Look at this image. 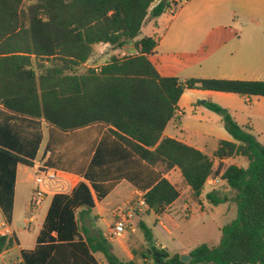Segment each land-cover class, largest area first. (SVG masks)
Returning a JSON list of instances; mask_svg holds the SVG:
<instances>
[{
  "label": "trees",
  "instance_id": "trees-1",
  "mask_svg": "<svg viewBox=\"0 0 264 264\" xmlns=\"http://www.w3.org/2000/svg\"><path fill=\"white\" fill-rule=\"evenodd\" d=\"M171 1L0 0V104L14 114L43 119L64 132L103 124L161 173L180 169L196 197L201 196L210 177L221 174L234 196L212 192L208 200L215 205L229 201L237 205V217L222 227L221 242L198 245L189 253L191 260L184 262L179 253L157 245L152 229L140 222L147 242L140 252L143 260L154 264H264V142L229 113L223 121L234 142L221 141L213 158L164 136L186 90L264 97V80L161 76L149 59L157 39L137 38L148 20L167 13ZM102 42L115 49L135 42L141 55L113 57L99 72L87 69L80 73ZM206 106L215 112L222 109L212 102ZM0 156L6 170L10 163L32 165L20 154L2 148ZM235 156L245 157L248 166L232 164L215 170L214 158ZM4 177L12 192L14 173ZM179 196L177 187L163 178L145 194L144 202L148 212L162 215ZM93 207L85 182L70 194H55L35 249L21 253L25 263L135 264L113 255L105 237H90L80 229L78 210ZM15 244L12 236H0V254ZM97 253L107 262L101 263Z\"/></svg>",
  "mask_w": 264,
  "mask_h": 264
},
{
  "label": "crops",
  "instance_id": "crops-1",
  "mask_svg": "<svg viewBox=\"0 0 264 264\" xmlns=\"http://www.w3.org/2000/svg\"><path fill=\"white\" fill-rule=\"evenodd\" d=\"M160 1L156 0V4ZM165 14L148 20L142 28L143 32L146 27V35L143 36L141 32L142 35L137 38L157 39V47L149 59L161 76L187 80L182 77L190 75L188 73L200 65L207 74L193 76L264 80V0H189L172 17L165 18ZM99 48L98 44L94 56L81 67L83 70L103 66L118 55L113 51L97 56ZM45 64L49 65L47 62ZM203 99V108L209 113L206 116L203 113L201 117L196 112L197 105ZM240 100L247 101L248 105L241 106ZM207 102L226 109L240 126L248 129L255 137L256 133L260 134L262 139L257 140L264 142V97L198 89H189L183 94L176 115L168 123L164 136L192 146L212 158L221 141L234 142L224 126L222 116L209 109ZM185 108L195 111L193 117L196 119L189 118ZM0 148L20 154L32 162L31 166L20 162L10 163L6 170L0 161V224L7 223L10 226V236L16 243L2 254L17 256L23 250L35 249L37 245L53 197L58 193L55 191L56 186L44 187L45 195L40 205L32 207V198L38 188L35 182L38 169H53L69 177L73 185L68 194L81 182L89 186L94 207L90 211L81 208L78 214L80 229L90 237H105L122 216H130L128 230L123 237L112 242L105 238L111 245L113 255L121 261L135 260L136 251H132L134 239L129 238V234L137 230L136 226L139 227L140 222L151 228L145 221V217L151 214L155 215L154 227L151 228L154 240L170 253L188 256L200 244L211 245L208 240H204L196 246L187 247L176 232L185 234L187 239L191 237L190 232L186 231L187 226L181 222V214L191 215L196 204H200L202 216L205 217L207 208L203 200L209 193H215V185L208 180L206 185L212 186L211 189H204L201 196L196 197L180 169L161 173L128 149L103 124L64 132L43 119L14 114L0 104ZM227 163L243 168L249 164L243 156L214 158L216 171ZM11 173H14L12 192L7 188L4 177ZM163 178L177 187L180 196L162 215H157L153 211L148 212L144 197ZM24 197L31 216L21 223L15 219V211L17 202ZM39 210L43 211V215L35 234V246L26 248L21 243L20 234L32 224L34 214ZM214 226V222H203L204 239H213ZM156 231L161 239H156ZM171 246L175 250L172 251ZM96 257L101 263L107 262L101 253H97ZM150 261L143 260L144 263Z\"/></svg>",
  "mask_w": 264,
  "mask_h": 264
},
{
  "label": "rangeland",
  "instance_id": "rangeland-1",
  "mask_svg": "<svg viewBox=\"0 0 264 264\" xmlns=\"http://www.w3.org/2000/svg\"><path fill=\"white\" fill-rule=\"evenodd\" d=\"M173 15H170L168 12L165 14V18L166 17H172ZM143 36L146 35V27H144L143 32H142ZM140 34V35H142ZM86 70H83L82 68L79 70L80 73L84 72ZM190 75H185L182 78H186V79H191V78H204V77H195L193 75H205L207 74V72L204 70V68L200 67V65H197V68L193 71H190V73H188ZM212 79H216V78H212ZM185 80V79H184ZM205 99H203L197 106H198V111L196 112L199 116L202 117V114L204 113L206 116L208 112V110H206L205 108H203V102ZM214 100L217 101V99L215 98ZM240 105L244 106V105H248L247 101H241L240 100ZM227 111L226 109L222 108L221 111ZM186 113L189 115V118H193L194 112L189 109V108H185ZM220 112H217V114L219 116H222V118L224 117V115ZM207 118V117H205ZM224 122V121H223ZM225 126V124H224ZM256 137L257 139H262L261 135L256 133ZM229 166V164L227 163L225 165V167ZM212 186H207L205 187L206 190L211 189ZM215 194L217 196H224V195H228L229 197H233L234 196V192L230 190V188L227 186V184L223 181H221L220 183H217L215 185ZM204 201V206L207 208V210H205V217L202 216V210L200 208V204H196V209H194L193 213L189 216H186L185 213L181 214V222L187 226L188 229H186V231H189L191 234L190 238H186V235L183 233H179L176 232L177 237H180L183 239L182 243L189 247V246H196L200 243H203L204 240H208V242L211 244V246H216L221 242L222 239V227L229 224L232 220H234L237 217V205L236 203L229 201V202H225L219 205H215L213 203H211L207 198H205ZM42 215H43V211L39 210L36 214H34L35 216V220L32 222V224L29 226H27V230H25L24 232H22L20 234V238H21V243L24 247L26 248H33L35 246L34 242H35V234L36 231L39 229L40 224L42 223L41 219H42ZM31 214L29 213L28 209H27V199L24 197L23 199L21 198L18 202H17V206H16V211H15V219L21 223L24 222L25 219L30 218ZM154 218L155 215L151 214L149 216L145 217V221L146 223L153 228L154 227ZM203 222L206 223H215V226L213 227V232H214V237L213 239H204V233H203V228H202V224ZM137 230L134 233H130L129 234V238L134 239L133 247H132V251H136V258L133 261L135 264H154L153 262H148V263H144L143 259L141 258L140 252L142 251V249L145 247V245L147 244L146 242V238H145V234L144 232L138 227V225L136 226ZM128 230V229H127ZM156 239H161V235L156 231ZM171 250H175L174 247H170ZM180 249V247H179Z\"/></svg>",
  "mask_w": 264,
  "mask_h": 264
},
{
  "label": "built area",
  "instance_id": "built-area-1",
  "mask_svg": "<svg viewBox=\"0 0 264 264\" xmlns=\"http://www.w3.org/2000/svg\"><path fill=\"white\" fill-rule=\"evenodd\" d=\"M189 0H172L171 7L168 9L170 15H174L179 7ZM99 52L96 53L97 56H103L107 53L116 51L118 53L116 58L125 59L141 55L140 47H138L133 42L128 43L122 48L115 49L110 43L102 42L99 44ZM102 66H92L96 72L101 70ZM209 181L211 184L216 185L221 181H224L221 174L218 177H210ZM35 182L38 188L35 190L32 198V207L40 205L42 199L44 198L45 191L44 187L56 186L58 193H67L72 189V181L69 177L60 174L58 171L53 169L37 170L35 176ZM130 216H122L106 233L105 238L112 242L114 240L120 239L126 233L127 225ZM11 228L7 223L0 224V236H10ZM0 264H26L22 254L17 256H11L8 254L0 255Z\"/></svg>",
  "mask_w": 264,
  "mask_h": 264
},
{
  "label": "water",
  "instance_id": "water-1",
  "mask_svg": "<svg viewBox=\"0 0 264 264\" xmlns=\"http://www.w3.org/2000/svg\"><path fill=\"white\" fill-rule=\"evenodd\" d=\"M221 113L225 116L226 114H228V111L223 110V111H221ZM190 260H191V257L189 255L188 256H186V255L182 256V261L189 262Z\"/></svg>",
  "mask_w": 264,
  "mask_h": 264
}]
</instances>
